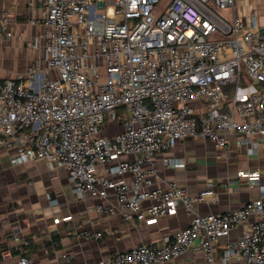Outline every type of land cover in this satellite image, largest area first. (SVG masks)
I'll use <instances>...</instances> for the list:
<instances>
[{
	"label": "built area",
	"instance_id": "2783aa9c",
	"mask_svg": "<svg viewBox=\"0 0 264 264\" xmlns=\"http://www.w3.org/2000/svg\"><path fill=\"white\" fill-rule=\"evenodd\" d=\"M41 1L43 52L24 75L0 81V150H15L13 166L46 160L51 170L66 171L78 198L100 199L99 214L154 224L216 194L207 188L192 196L174 181L157 185L158 154L198 136L226 157L229 144L246 146L249 155L264 150V27L255 13L237 15L235 0H171L161 14L155 9L162 0ZM35 3L29 0L32 23ZM9 24L0 15L1 39L12 36ZM111 123L121 130L106 135ZM164 162L183 166L171 157ZM126 174L130 181L118 179ZM237 176L251 187L261 177L258 170ZM259 187L260 195L243 206L195 214L164 244L140 242L94 264H163L196 244L212 264L214 244L239 226L241 235L224 244L223 260L264 264V184ZM110 190L116 203L107 204ZM28 263L26 256L18 260ZM61 264H73L72 257L63 253Z\"/></svg>",
	"mask_w": 264,
	"mask_h": 264
},
{
	"label": "crops",
	"instance_id": "0c3cea01",
	"mask_svg": "<svg viewBox=\"0 0 264 264\" xmlns=\"http://www.w3.org/2000/svg\"><path fill=\"white\" fill-rule=\"evenodd\" d=\"M41 0H36L34 17L30 20L29 0H0V15L10 18L12 36L0 38V81L24 75L36 56L43 52L45 25L40 19ZM234 12L244 19L255 13L264 27V0H235ZM226 14L228 12H225ZM33 42L38 47H32ZM121 130L111 123L106 135ZM226 157L223 150L201 136L178 142L170 151L157 156L158 184L167 186L174 181L185 187L192 196L207 188L215 189V200L197 201L193 211L180 206L175 215L160 218L154 224L144 221L128 222L119 214L104 216L95 211L100 199L89 194L78 198L72 191L62 167L51 170L46 160L38 159L13 166L15 150H0V264H18L21 256L28 264H61L63 253L73 264H94L116 251H126L140 242L164 244L163 237L189 226L195 214H219L243 206L260 195L264 184V150L249 155L246 146L229 144ZM171 157L183 166H168L164 159ZM13 166V167H12ZM238 170H258L259 184L251 187ZM104 175V166H97ZM130 181L126 174L118 179ZM109 203H116L110 190ZM150 202L144 203L146 207ZM59 222L55 223L54 219ZM256 217H251L250 221ZM242 227L214 244L212 264H245L237 258L223 260L224 244L236 240ZM100 231L102 238L88 240L80 233ZM18 233L20 238L15 239ZM163 264H209L204 251L196 245Z\"/></svg>",
	"mask_w": 264,
	"mask_h": 264
},
{
	"label": "rangeland",
	"instance_id": "374dc122",
	"mask_svg": "<svg viewBox=\"0 0 264 264\" xmlns=\"http://www.w3.org/2000/svg\"><path fill=\"white\" fill-rule=\"evenodd\" d=\"M170 2H171V0H162L158 4L157 8L155 9L156 14H161L167 8V6L170 4ZM260 25H261V23H260ZM215 37L216 36H213V38H215ZM227 92H229L231 94L232 93V89L228 88Z\"/></svg>",
	"mask_w": 264,
	"mask_h": 264
}]
</instances>
